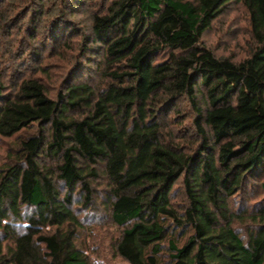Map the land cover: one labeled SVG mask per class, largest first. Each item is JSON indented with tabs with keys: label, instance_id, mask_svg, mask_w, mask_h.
<instances>
[{
	"label": "trees",
	"instance_id": "16d2710c",
	"mask_svg": "<svg viewBox=\"0 0 264 264\" xmlns=\"http://www.w3.org/2000/svg\"><path fill=\"white\" fill-rule=\"evenodd\" d=\"M3 1L0 22L28 0ZM231 2L253 40L238 62L202 44ZM88 20L43 34L44 50L74 55L54 93L46 66L9 78L0 54V138L16 136L0 168V264H91L78 237L98 189L126 264H264V196L235 203L250 181L264 193V0H103Z\"/></svg>",
	"mask_w": 264,
	"mask_h": 264
},
{
	"label": "rangeland",
	"instance_id": "374dc122",
	"mask_svg": "<svg viewBox=\"0 0 264 264\" xmlns=\"http://www.w3.org/2000/svg\"><path fill=\"white\" fill-rule=\"evenodd\" d=\"M37 1L42 4L40 9L36 5V0H32V3L31 0H28L21 7H16L15 1L10 0L13 4L15 3L6 7L7 10L10 7L15 10L11 15V20L0 22V38L4 39L3 45H0V54L2 52L4 55L7 52L1 64L9 78L14 72H11L13 70L12 66L17 67L15 72L18 77L23 78L39 76L37 73L40 67L46 66V75L42 79L50 92L54 93L64 83L69 82L70 76L73 77L71 69H74L75 62L73 60L71 64V60L74 55L61 51L58 53L57 47L51 44L52 41H48L50 43L49 46L46 44L48 50L52 47L56 50L51 57H48L50 54L47 55L48 50H44L43 34L60 20H65L78 31L87 30L89 27V14L96 10L98 6H101L103 0H74V3H69L66 0L62 2L59 0ZM3 2L7 5L8 1L4 0ZM1 9H4L3 6H1ZM31 10H34L35 13L31 14ZM58 15L61 16L60 19L56 18ZM37 20V27L33 31L30 27L33 28ZM31 33L35 37L34 41L29 39ZM65 37L67 38V33L64 34ZM72 39L71 45L74 46L78 37L73 34ZM202 44L218 58H229L235 62L245 58L253 46V40L244 8L236 2L226 5L222 14L212 23L209 31L204 34ZM37 52L39 53L38 56L36 55ZM10 80L7 79L8 82ZM182 105L185 109V105ZM185 124L187 125L182 126L179 130L185 129L187 132H191V125L189 123ZM183 134L179 135H182L183 138ZM15 140L16 136L9 139L0 138V168L8 161L7 153ZM195 141L194 138L187 139L185 143ZM195 144L192 143V146L194 147ZM261 180L264 181V177ZM178 186L177 183L176 187ZM98 191L96 195L98 206L95 208L96 210H91L90 213L85 214V220L83 219V223H85L84 231L80 232L78 244H81L86 250L91 264H126L113 253L112 242L119 235V232L118 228L109 220L108 211L102 205L103 189H98ZM262 196H264V193L260 188V184L250 181L246 191L238 195L235 203L237 206L238 204H250L253 201H258ZM176 200L181 201V198L176 197Z\"/></svg>",
	"mask_w": 264,
	"mask_h": 264
}]
</instances>
